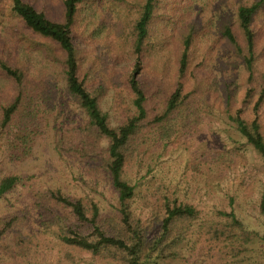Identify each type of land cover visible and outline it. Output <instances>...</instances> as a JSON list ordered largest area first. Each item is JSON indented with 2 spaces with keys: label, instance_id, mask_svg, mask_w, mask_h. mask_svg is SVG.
<instances>
[{
  "label": "trees",
  "instance_id": "trees-1",
  "mask_svg": "<svg viewBox=\"0 0 264 264\" xmlns=\"http://www.w3.org/2000/svg\"><path fill=\"white\" fill-rule=\"evenodd\" d=\"M115 1L138 3L136 17L119 19L110 33L94 38L81 15L101 0H56L57 8L36 0H0L15 22L0 37V135L7 137L9 160L20 164L31 158L52 131L59 157L76 156L89 171L107 174L116 194L103 212L92 197L60 187L37 189L30 176L17 173L1 176L0 198L22 186L29 201L0 214V253L25 257L41 233L101 264H239L257 249L264 258V180L259 230L234 209L201 220L192 203L166 193L143 196L126 176L148 140L168 142L211 114L257 151L264 174V75L257 76L264 58L257 22L264 0L239 1L233 16L224 11L215 33L206 27L209 17L192 16L181 0ZM162 7L167 16L158 23ZM223 50L243 69L239 91L232 79L208 73ZM109 94L115 117L104 107ZM66 104L78 109L80 119L70 111L69 124H52ZM237 156L225 149L211 159L230 166ZM137 197L143 206H135Z\"/></svg>",
  "mask_w": 264,
  "mask_h": 264
},
{
  "label": "rangeland",
  "instance_id": "rangeland-1",
  "mask_svg": "<svg viewBox=\"0 0 264 264\" xmlns=\"http://www.w3.org/2000/svg\"><path fill=\"white\" fill-rule=\"evenodd\" d=\"M239 1L245 3L253 0H181L179 3L192 16L199 13L205 18L209 17L206 27L215 33L220 26L221 14L225 11L233 16ZM36 2L47 8H57L56 0ZM134 5L138 7V3ZM135 6H125L115 0L91 2L84 8L81 19L91 28L94 38L103 37L111 32L119 19L132 22L136 17L133 12ZM165 9H160L159 14L163 12L164 15L157 19L158 23H162L167 16ZM13 22L7 6H0V37L14 29ZM257 22L264 34V11ZM218 57L216 64L211 62L207 67L210 76L216 80L232 79L231 84L235 89H242L245 85L243 69L233 63V56L226 50L219 52ZM257 69L260 79L264 75V58ZM104 107L115 117L111 94L106 97ZM70 111L75 119H80L78 109L66 104L58 109L52 124H69L67 118ZM51 135L52 131L39 141L33 156L20 164L9 160L7 137L5 134L0 135V177L11 173L30 176L29 184L34 188L60 187L73 195L89 196L99 203L103 212H108L116 194L107 174L89 171L84 160L76 156L59 157L53 149ZM225 149L238 152L230 166L211 159L216 152ZM138 156L126 176L136 184L139 194L149 197L157 192L176 196L196 206L201 211V220L214 217L219 209H234L249 227L263 229L257 210L264 180L262 160L240 133L218 114L209 115L199 127L180 132L168 142H158L153 138L148 140ZM27 190V187L20 186L0 198V214L17 210L26 204L29 201ZM135 206H143L140 197H137ZM36 235L37 243L30 253L15 259L0 253V264H101L90 253L65 246L53 236ZM261 261L264 263V258L257 249L249 253L248 260L239 264H259Z\"/></svg>",
  "mask_w": 264,
  "mask_h": 264
}]
</instances>
